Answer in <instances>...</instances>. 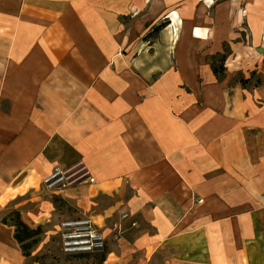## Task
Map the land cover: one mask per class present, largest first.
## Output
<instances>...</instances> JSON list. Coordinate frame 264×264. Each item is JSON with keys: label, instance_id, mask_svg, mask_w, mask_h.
I'll return each instance as SVG.
<instances>
[{"label": "crops", "instance_id": "0c3cea01", "mask_svg": "<svg viewBox=\"0 0 264 264\" xmlns=\"http://www.w3.org/2000/svg\"><path fill=\"white\" fill-rule=\"evenodd\" d=\"M79 163L92 181L40 190ZM10 203L32 228L74 206L103 264H264V0H0ZM4 226L0 264H38Z\"/></svg>", "mask_w": 264, "mask_h": 264}, {"label": "rangeland", "instance_id": "374dc122", "mask_svg": "<svg viewBox=\"0 0 264 264\" xmlns=\"http://www.w3.org/2000/svg\"><path fill=\"white\" fill-rule=\"evenodd\" d=\"M212 5V2L210 3ZM157 24V25H156ZM168 23L163 20L161 23H154L149 28H146L144 31V38L152 41L159 33L163 31V34L166 32H171L172 36L175 37V32L177 31L175 27H167ZM155 25V26H154ZM167 30V31H166ZM179 30V29H178ZM198 37H200L198 30H196ZM138 50V49H137ZM138 52V51H137ZM229 49L227 45H224L221 53L227 55ZM218 53V54H221ZM217 55L216 57H218ZM217 61V60H216ZM41 183V182H40ZM40 190L41 184H40ZM129 194V191H128ZM49 195V194H47ZM15 208L13 204L10 203L5 207L0 208V239L4 242L7 238V229L1 221L4 217L10 218L12 211ZM81 215L78 213V210L69 204L59 203L54 214L48 223L42 226V233L39 236V242L30 250V256L27 258L26 263L33 262L34 259H37L41 264H103L99 262L97 253L91 254L86 257H69L68 254H65L61 249L60 236H59V224L68 219H80ZM90 219V218H89ZM7 226V225H6ZM9 226V225H8ZM38 263V264H39Z\"/></svg>", "mask_w": 264, "mask_h": 264}, {"label": "built area", "instance_id": "2783aa9c", "mask_svg": "<svg viewBox=\"0 0 264 264\" xmlns=\"http://www.w3.org/2000/svg\"><path fill=\"white\" fill-rule=\"evenodd\" d=\"M92 181L89 171L82 164L68 168L54 167L41 180L44 191L74 186L81 182ZM126 213H122L125 217ZM61 249L65 254H92L105 248V236L100 228L89 218L68 219L59 224Z\"/></svg>", "mask_w": 264, "mask_h": 264}, {"label": "trees", "instance_id": "16d2710c", "mask_svg": "<svg viewBox=\"0 0 264 264\" xmlns=\"http://www.w3.org/2000/svg\"><path fill=\"white\" fill-rule=\"evenodd\" d=\"M225 56L226 55L224 53H221L219 54L218 57H212L211 67L213 73L216 75L217 78H222L223 76L222 62L224 61ZM215 58H218L217 61L213 60ZM240 82L242 85H245L246 83H248V80L240 79ZM1 222L3 224L13 227V238L18 243L22 251V254L24 256H30V250L39 242V236L42 233V227L40 225L34 228L28 226L25 222L22 221L19 211H17L16 209L12 211L10 218L4 217ZM97 254H99L98 255L99 262H103L106 255L105 249L100 252H97ZM89 255L91 254H72L69 255V257L84 258ZM34 261L39 263L37 259H34Z\"/></svg>", "mask_w": 264, "mask_h": 264}]
</instances>
